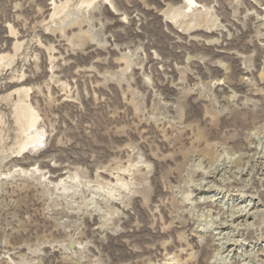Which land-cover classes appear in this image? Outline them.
<instances>
[{
    "label": "rangeland",
    "instance_id": "rangeland-1",
    "mask_svg": "<svg viewBox=\"0 0 264 264\" xmlns=\"http://www.w3.org/2000/svg\"><path fill=\"white\" fill-rule=\"evenodd\" d=\"M197 1L0 0V264H264V0Z\"/></svg>",
    "mask_w": 264,
    "mask_h": 264
},
{
    "label": "bare ground",
    "instance_id": "bare-ground-1",
    "mask_svg": "<svg viewBox=\"0 0 264 264\" xmlns=\"http://www.w3.org/2000/svg\"><path fill=\"white\" fill-rule=\"evenodd\" d=\"M186 2H187V5H180V7H178L177 9H176V12L173 14V16H171V18H172V21H179V20H177L178 18H180V17H185V16H187V13H188V11L191 9V8H193L194 10H193V12L194 11H198V9L199 8H201V5L198 3V1L197 0H185ZM190 12V11H189ZM194 17L197 15L195 12H194ZM193 18V17H192ZM193 21H195V22H193ZM198 21H199V19L197 18V17H195V19H193L192 21H190V22H183L184 24L182 25L183 27H184V29H186V30H189L190 29V27L191 26H195V25H197L198 24ZM169 22L171 23V21L169 20ZM180 22V21H179ZM17 114V113H16ZM18 119L23 123V130H24V140H23V146H22V150H24V149H26V148H39V146L40 145H42L43 144V136H44V134H43V131H42V129L41 128H39L38 126H37V123H38V118H39V116L37 115V114H35L34 113V111H33V109L30 107V106H27V105H25V106H23L20 110H19V112H18ZM19 121V122H20ZM33 150V149H32ZM143 161H141L140 163H142ZM146 162V161H145ZM201 162H202V160H201ZM199 164V163H198ZM198 164L196 165V166H198ZM215 165V164H214ZM135 167H133V168H136L137 167V165H134ZM147 166V165H146ZM211 166V165H210ZM125 170V169H124ZM126 171H127V168H126ZM131 171V170H130ZM220 171V168L219 167H213V168H211V167H209L208 169H204L203 171H202V176L204 177L205 175L207 176V178H214V176H216V173L217 172H219ZM69 175V174H68ZM219 175V174H218ZM222 175V174H221ZM220 176V175H219ZM218 176V177H219ZM217 177V178H218ZM76 178H78V176H77V174H74V175H72V174H70L69 176H66V177H61V178H59V180L57 181V182H55V185L56 186H58V187H61L62 189H64V191L65 192H71V193H73V194H75V192L76 191H78L77 189H75V190H73L75 187H77V186H74L75 184H73L74 182H76ZM223 178V177H222ZM205 179V178H204ZM219 179V178H218ZM202 180V179H201ZM227 181V180H226ZM207 182V181H206ZM204 183V181L203 182H201V185H199V187L198 188H196L195 190L196 191H199V193H200V191L201 192H203V191H206L207 189H208V187L206 186V185H204L203 184ZM108 186H110L111 185V187L114 185L115 187L117 186V185H121V186H123L124 188H127V187H129V184H128V182L126 183L123 179H121V178H119V176H118V179H117V181L115 182V184H113V183H108L107 184ZM214 185V184H213ZM113 186V187H114ZM207 187V188H206ZM77 188H79V187H77ZM122 188V187H121ZM210 188V187H209ZM214 188V187H213ZM209 190V189H208ZM113 188H112V190L110 191V192H108V194H110V196L111 197H115L114 199H116V200H118V201H120L121 199H120V197H121V194L120 193H118V192H116L115 194L113 193ZM190 196H191V194H188V196H187V198L189 197V199H190ZM244 197V195L242 196V198ZM201 198V197H200ZM219 198V197H218ZM203 199V197L201 198V200ZM210 199V198H209ZM201 200H199L200 202H201ZM205 200V199H204ZM212 200V199H211ZM211 200H209V201H207V200H205V202L204 203H210V204H208L207 206L208 207H210V206H212L211 204L212 203H214V201H211ZM121 202V201H120ZM249 205L250 204H246L244 207H240L238 210V216H236V217H234V215H232V217L233 218H231V216H230V219L228 220V219H226L223 223H221L220 225H221V229H226V228H229V227H234V226H236V228H239V225L241 226V223H239L238 224V226L237 225H235V224H233L234 222H236L237 220H239V218H245V221L246 222H249L248 220H250V219H253V218H256L257 217V214H258V212H259V210H258V212H256L255 211V209H254V211L252 210V208L253 207H250L249 209H248V207H249ZM251 206V205H250ZM255 206H256V204H255ZM254 206V207H255ZM256 208V207H255ZM212 209V208H211ZM210 209V210H211ZM240 213V214H239ZM255 220V219H254ZM244 221V222H245ZM242 222V221H241ZM245 222V223H246ZM252 223H253V221H252ZM247 224V223H246ZM248 224H250V222L248 223ZM76 239V238H75ZM68 240V239H67ZM71 240V239H70ZM72 240H74L73 238H72ZM76 241V240H75ZM74 241V242H75ZM79 242V241H78ZM80 243V242H79ZM80 244H82V243H80ZM69 245V244H68ZM73 245H74V243H73ZM79 245V244H78ZM83 245V244H82ZM84 246V245H83ZM64 247H65V244H64ZM68 248H70V247H72L71 245H70V247L69 246H67ZM74 247H75V245H74ZM67 248V249H68ZM72 249V248H71ZM81 249V248H80ZM66 250V249H65ZM73 250V249H72ZM67 252V251H66ZM69 252H70V250H69ZM68 252V253H69ZM78 252V251H77ZM74 253V252H73ZM76 253V252H75Z\"/></svg>",
    "mask_w": 264,
    "mask_h": 264
}]
</instances>
